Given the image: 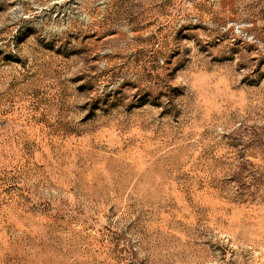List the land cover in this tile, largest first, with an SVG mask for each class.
<instances>
[{"label": "rangeland", "instance_id": "obj_1", "mask_svg": "<svg viewBox=\"0 0 264 264\" xmlns=\"http://www.w3.org/2000/svg\"><path fill=\"white\" fill-rule=\"evenodd\" d=\"M0 264H264V0H0Z\"/></svg>", "mask_w": 264, "mask_h": 264}]
</instances>
